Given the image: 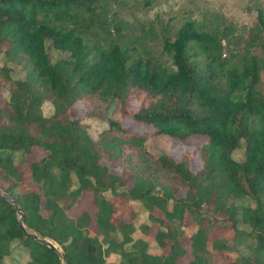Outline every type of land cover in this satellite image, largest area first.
Instances as JSON below:
<instances>
[{"label": "trees", "instance_id": "obj_1", "mask_svg": "<svg viewBox=\"0 0 264 264\" xmlns=\"http://www.w3.org/2000/svg\"><path fill=\"white\" fill-rule=\"evenodd\" d=\"M104 6V0H0V52L23 72L0 66V88L9 91L0 104L6 182L0 185V264L16 247L28 253L25 264H178L187 253L181 239L187 215L197 228L184 264H264V12H258L250 42L259 52L228 51L231 24L186 18L173 38L160 40L166 63L123 41L121 26L111 36ZM49 46L63 55L52 61ZM129 97L140 102L132 111L126 108ZM77 99L104 106L117 100L122 113L151 125L155 134L206 136L202 165L193 169L162 152L155 165L140 158L141 170L112 172L103 158H125L146 137L110 120L93 138L70 116ZM44 100L53 106L49 115L40 110ZM242 141L243 156L236 159L232 151ZM34 148L43 155L34 158ZM161 172L167 183L159 180ZM28 177L35 185L19 189ZM85 191L93 196V213L83 208L71 214ZM7 195L20 205L24 227ZM114 196L142 203L165 251L152 253L147 240L132 237L137 212L131 208L121 219ZM91 222L101 238L89 234ZM151 223H141L143 233ZM217 224L232 230L216 234ZM111 253L118 259L108 260Z\"/></svg>", "mask_w": 264, "mask_h": 264}, {"label": "rangeland", "instance_id": "obj_2", "mask_svg": "<svg viewBox=\"0 0 264 264\" xmlns=\"http://www.w3.org/2000/svg\"><path fill=\"white\" fill-rule=\"evenodd\" d=\"M105 10L102 12V18L108 21V27L111 31V36H115V25L121 26L124 32L123 41L132 40L131 45L139 50H148L152 53L162 56L161 58L168 63L166 56L161 54L160 40L165 37L173 38L176 30L186 18L198 19L202 23L211 25L215 22L232 25L231 38L228 42L227 50L232 51L241 56L246 51L250 52L252 49L259 52V47L250 44L252 36L257 34L258 27L255 24L258 22V12H264V0H104ZM96 10H99L97 7ZM91 16L96 18V14L87 11ZM92 26L96 27V21L92 22ZM256 32V33H255ZM264 33V30L262 31ZM92 41L94 36H88ZM226 50V52H227ZM48 51L51 60L55 61L62 56L60 51L49 46ZM238 58V57H233ZM11 68L10 74L22 75L23 72L19 67H14L13 62L6 60L3 57V52H0V66ZM261 81L260 88L264 89V69L260 70ZM9 96L7 88H0V104L4 97ZM89 99L84 101L82 99L75 100L70 107V116L80 120V122L87 128L89 134L97 139L101 132L109 127V121H116L122 127L146 137L145 142L140 147L134 150L124 152L125 158L113 161L107 157L103 158L109 169L112 172L120 173L124 170H141L142 164L140 158H148L155 165V158L165 152L176 159H183L193 168L198 169L202 165L200 154L201 145L207 140L206 136L192 135L184 140L172 137L168 134H155L154 128L143 122L134 120L129 113L121 112L120 103L114 100L111 104L104 106L98 102ZM139 99L129 97L126 101V108L129 111L136 109L139 106ZM40 110L43 115H49L53 111V106L49 100H44L40 105ZM118 133V132H115ZM244 152V143L232 151L233 157L241 159ZM32 155L34 158H39L43 155L40 148H34ZM19 154L17 153L14 160L19 161ZM0 169V185L4 187L6 182L1 179ZM159 180L167 183L169 178L166 172H161L158 176ZM127 182L130 184L131 179ZM22 185L32 187L35 184L30 181V178H25ZM25 186V187H26ZM20 186L19 189H28ZM179 194L183 193V189H179ZM110 196V193H106ZM116 202L121 205V212L119 217L121 219H128L131 208L135 209L137 215L134 218L135 229L132 232V237L144 238L148 242V250L152 253L165 251L161 248L154 239L155 224L150 222L148 211L143 208L142 203L136 200H130L126 196H114ZM93 196L90 191H85L81 197L80 204L71 208V214H77L81 209L87 208L92 214L94 211ZM183 225L185 235L182 236V243L187 248V253L177 259L178 264H184L189 258V235L197 228V225L192 223L188 215L185 217ZM141 223H151V227L147 234L143 233L140 225ZM247 228L248 226L242 225ZM89 234L98 235L102 237L97 230L96 225L91 222L88 226ZM216 234L223 232L229 234L231 228L223 229L216 225L214 229ZM213 230V232H214ZM18 243H14L16 246ZM118 254L111 253L107 256L108 260H117ZM28 259V253L21 250L19 247L14 248L13 252L5 257V264H25ZM217 261V260H216ZM226 263V262H225ZM222 260H218L217 264H225Z\"/></svg>", "mask_w": 264, "mask_h": 264}, {"label": "water", "instance_id": "obj_3", "mask_svg": "<svg viewBox=\"0 0 264 264\" xmlns=\"http://www.w3.org/2000/svg\"><path fill=\"white\" fill-rule=\"evenodd\" d=\"M6 197L9 198L13 202V204L15 205L16 210L19 213V219H18L19 225L22 226V227H24V225H23V212L21 210L20 205L18 204L17 200H15L14 198H12V197H10L8 195ZM41 240L44 243H46V244H48V245H50V246H52L54 248H57L56 244L54 242H52L50 239H48V238H41Z\"/></svg>", "mask_w": 264, "mask_h": 264}]
</instances>
